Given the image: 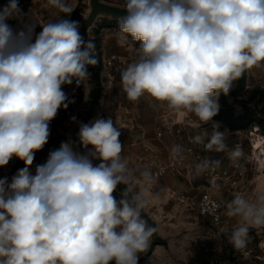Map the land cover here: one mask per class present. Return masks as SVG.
Wrapping results in <instances>:
<instances>
[{"label":"clouds","instance_id":"1","mask_svg":"<svg viewBox=\"0 0 264 264\" xmlns=\"http://www.w3.org/2000/svg\"><path fill=\"white\" fill-rule=\"evenodd\" d=\"M47 2L65 15L39 32L20 0L0 5V168L13 159L24 164L10 179L0 177V264H138L157 232L143 216L158 202L156 177L129 167L115 120L81 123L80 151L62 142L32 171L52 121L75 103L65 86L79 87L97 64L73 9L65 0ZM123 12L118 43H139L138 59L120 72L126 98L166 104L176 123L190 115L211 123V135L193 142L206 153L225 152L213 118L221 94L246 70L264 67V0H125ZM184 151L175 145L171 156L182 159ZM228 155L238 161L244 153L237 146ZM220 164L206 156L196 174ZM256 168L254 196L237 192L226 204L236 227L220 234L235 250L246 248L251 229L264 228V158H256Z\"/></svg>","mask_w":264,"mask_h":264},{"label":"rangeland","instance_id":"2","mask_svg":"<svg viewBox=\"0 0 264 264\" xmlns=\"http://www.w3.org/2000/svg\"><path fill=\"white\" fill-rule=\"evenodd\" d=\"M65 3L73 9L71 18L80 21L85 39L95 44L94 55L97 64L89 66L90 77L79 87L75 84L65 86V91L75 103L70 104L67 110L61 109L56 119L52 121L49 142L42 151L36 153L33 172L35 166L44 163L49 153L58 149L62 142L71 140L74 149L80 151L77 138L79 125L89 123L98 116L104 118L110 116L117 126L123 128L120 136L124 144L122 155L128 160L129 167L136 175L144 169H150L152 172V166L156 163L154 151H159L162 161L165 162L173 146L182 145L185 135H197L201 132L211 135L213 131L211 123L203 124L194 115L188 116L183 123H176L166 104L147 95L136 102L126 98L120 81V72L129 63L138 59L139 52L130 37L123 45L118 43V18L124 14L125 0H65ZM20 4L26 14L25 19L38 25L37 32L41 31L39 25L55 21L65 15L49 5L47 0H20ZM9 23L13 26L16 24L15 21ZM262 94L264 67H253L234 82L228 95L221 96L225 98V105L235 116L247 112L252 121L249 125H257L264 132ZM221 96L219 103L222 108ZM73 116L76 117L75 122L71 119ZM168 127L173 129L172 135H167ZM249 127L240 136L231 135L221 128L226 137L228 151L232 150L235 141L244 142L247 150ZM159 131H164L166 137L158 139ZM143 133L146 135L145 138L141 137ZM49 149L52 150L48 152ZM234 162L229 156L224 158L223 166L231 174ZM22 167H24L22 161L13 159L8 166L0 168V177L8 176L10 179ZM257 175L255 171L248 173L247 194L254 193ZM201 182L191 183L185 176L173 173L156 178L153 191L158 196V202L146 208L143 216L149 224L157 228V232L153 235L152 243L146 252L140 253L138 264H210L211 255L214 250H219L220 245L219 240L213 237L208 223L199 218L192 209L202 191ZM124 187L122 184L117 190L121 192ZM224 194L231 200L230 193L224 191ZM234 227L236 220L227 217L225 212V232H230ZM259 235L264 239V228L251 229L247 246L240 251H245L246 254L248 250L254 248L259 242ZM223 238L228 242L225 235ZM254 250L260 257L256 264H264V251L257 248ZM222 261L225 262V259ZM235 264L253 263L242 257Z\"/></svg>","mask_w":264,"mask_h":264},{"label":"built area","instance_id":"3","mask_svg":"<svg viewBox=\"0 0 264 264\" xmlns=\"http://www.w3.org/2000/svg\"><path fill=\"white\" fill-rule=\"evenodd\" d=\"M2 2L6 3L7 0H0V3ZM215 122L219 124L220 131L224 132L223 130L225 129V131L234 136H240L243 132H246L245 129V131H243V129L231 130L228 127H225V125L219 120H216ZM221 128H223V130ZM247 131H249L247 150L242 141H235L231 148L233 149L239 146L244 153L240 160L233 163V174L223 166L224 158L229 156L228 152L230 151L227 150L223 153H206L201 150L200 146L193 142V138L196 135L184 136L182 145L185 151L182 159H173L170 154L164 162V160L162 161L161 153L159 151H154L156 163L152 166V173L156 178H160L168 173H173L185 176L191 181V183L202 181L200 183V189L202 188V191L192 209L196 212L199 218L208 223L209 227H211L213 237L219 240L220 248L219 250H214L209 261L210 264H235L242 257L245 260H250L251 263L256 264V260H260V257L255 254L254 249L257 248L264 251V247H261V244H264V239L260 235L258 236V244L254 246V248L248 250L245 254V251L241 252L240 250H235L233 246L224 240V235L220 234L222 231L225 232L224 223L226 204L229 201V198L225 196L224 191L230 193V197H233L237 192L249 197H253L255 194H247L249 186L247 185L248 173L251 171L257 172L256 158H264V132L261 127L257 125L250 126ZM168 132L169 134L167 135H172L173 129L168 127ZM204 134H206V132H201L199 135ZM145 136V133H143L141 137L145 138ZM165 137L166 133L164 131H159L157 133L158 139L161 140ZM206 156L211 159H220L221 164L219 167H215L197 175L196 165L203 162ZM213 185H217L218 188L213 187ZM222 259H225V262H223Z\"/></svg>","mask_w":264,"mask_h":264},{"label":"trees","instance_id":"4","mask_svg":"<svg viewBox=\"0 0 264 264\" xmlns=\"http://www.w3.org/2000/svg\"><path fill=\"white\" fill-rule=\"evenodd\" d=\"M134 43H135V45L137 47H139V43L138 42L134 41ZM261 98H264V94H262ZM221 100H222V106L223 107L220 108L219 113L217 114V116L214 117L215 119L221 121L226 127H228L231 130L246 129V128H248L250 126L249 124L252 122L251 121V116L247 112L245 114L241 115V116H235L234 113L231 112L228 109V107L225 105V98L223 96H221ZM51 150L52 149H49L48 152H50ZM114 195L119 199L120 191L117 190L116 193H114Z\"/></svg>","mask_w":264,"mask_h":264}]
</instances>
